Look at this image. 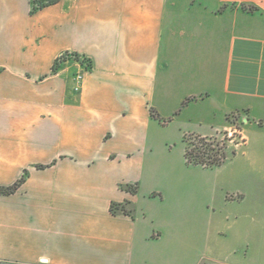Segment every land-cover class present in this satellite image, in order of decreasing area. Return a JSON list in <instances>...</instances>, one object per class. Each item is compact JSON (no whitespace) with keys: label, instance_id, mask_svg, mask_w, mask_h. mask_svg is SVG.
<instances>
[{"label":"crops","instance_id":"crops-1","mask_svg":"<svg viewBox=\"0 0 264 264\" xmlns=\"http://www.w3.org/2000/svg\"><path fill=\"white\" fill-rule=\"evenodd\" d=\"M63 54L89 63L79 91ZM235 129L239 154L188 163L187 136L210 161ZM26 172L0 194V264H245L264 225V0H0V188Z\"/></svg>","mask_w":264,"mask_h":264},{"label":"trees","instance_id":"trees-1","mask_svg":"<svg viewBox=\"0 0 264 264\" xmlns=\"http://www.w3.org/2000/svg\"><path fill=\"white\" fill-rule=\"evenodd\" d=\"M58 0H52L51 4L56 3ZM78 56V55H76ZM59 63L56 62L54 66V71L57 70ZM186 143V159L189 164L196 166H204L207 168L220 167L225 164L229 158L227 153V144L224 143V146H220L219 143L216 144L215 148H210L211 156H209L210 161H206L204 156L199 152V147L201 144L205 143V139L200 136L190 135L185 138ZM39 168H44L43 166H39ZM27 176V172L25 175L13 186L8 188H0V194L10 195L15 193L25 182ZM134 191V190H132ZM112 212L128 214L127 210L124 206L121 205H112Z\"/></svg>","mask_w":264,"mask_h":264},{"label":"rangeland","instance_id":"rangeland-1","mask_svg":"<svg viewBox=\"0 0 264 264\" xmlns=\"http://www.w3.org/2000/svg\"><path fill=\"white\" fill-rule=\"evenodd\" d=\"M238 126L241 127V122L238 123ZM222 135H220V138ZM240 134H235L232 138L233 142L227 143V149L229 150V158L228 160L240 153V149H235L237 144H242L243 141L240 139ZM232 167L220 169L219 173L221 176L229 173ZM230 197H235V193H230ZM250 246L248 253L242 254V259L245 264H264V225L261 228H252L250 229ZM260 236V238H258ZM204 263L210 262L206 258L203 260Z\"/></svg>","mask_w":264,"mask_h":264},{"label":"built area","instance_id":"built-area-1","mask_svg":"<svg viewBox=\"0 0 264 264\" xmlns=\"http://www.w3.org/2000/svg\"><path fill=\"white\" fill-rule=\"evenodd\" d=\"M52 0H33V10H39L45 6L50 5V2ZM72 58L80 67V71L75 75V79H76V91H79L82 87V84L84 82V78H85V74L89 68V63L87 61V59L85 58H81L79 56H76L74 54H63L59 57V59L57 60V62L60 64L62 61H64L66 58ZM235 134H240V139L242 141H244V138L241 134L240 131L238 130H228L223 132L221 135L222 137L218 138L217 143L220 144V146H224V143H228V142H233V137L235 136ZM240 144H237L236 146H238Z\"/></svg>","mask_w":264,"mask_h":264}]
</instances>
